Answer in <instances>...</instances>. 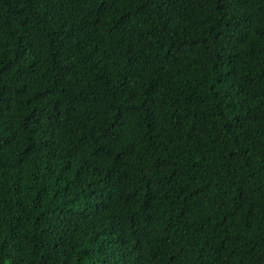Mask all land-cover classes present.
<instances>
[{
  "label": "trees",
  "instance_id": "16d2710c",
  "mask_svg": "<svg viewBox=\"0 0 264 264\" xmlns=\"http://www.w3.org/2000/svg\"><path fill=\"white\" fill-rule=\"evenodd\" d=\"M0 264H264V0H0Z\"/></svg>",
  "mask_w": 264,
  "mask_h": 264
}]
</instances>
